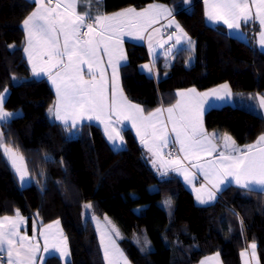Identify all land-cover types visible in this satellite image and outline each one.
<instances>
[{
    "label": "trees",
    "instance_id": "1",
    "mask_svg": "<svg viewBox=\"0 0 264 264\" xmlns=\"http://www.w3.org/2000/svg\"><path fill=\"white\" fill-rule=\"evenodd\" d=\"M187 1L103 0L106 14L166 4L195 43L194 48L178 49L169 68L163 67L162 57L154 61L155 79L141 69L149 61L146 48L126 42L128 60L120 73L127 97L150 112L173 104L175 91L189 87L207 90L228 83L235 93L264 95V52L223 26L208 25L203 0ZM33 8L28 0H0V95L8 90L4 108L22 113L3 122L2 132L34 168L45 169L47 187L38 202L33 190L18 184L0 154V215L19 210L31 221L37 208L43 224L61 223L70 259L63 263L51 255L44 264H106L96 227L85 216L87 203L92 214H106L119 227V245L133 264H195L214 253L224 264H240V252L252 242L258 244L264 264L263 192L230 186L213 204L198 206L178 176L168 171L161 175L165 170L158 161L156 166L151 163L155 158L129 129L124 131L126 148L115 149L95 123L69 127L50 118L54 96L47 81L32 76L23 50L22 22ZM165 71L168 75L161 77ZM204 122L207 129L228 133L240 145L264 134V117L240 106L212 108ZM165 201H171L170 207ZM149 209V232L159 236L163 247L156 249L149 240L152 249L144 251L136 241L148 237L141 220ZM128 211L133 226L124 215Z\"/></svg>",
    "mask_w": 264,
    "mask_h": 264
},
{
    "label": "snow or ice",
    "instance_id": "2",
    "mask_svg": "<svg viewBox=\"0 0 264 264\" xmlns=\"http://www.w3.org/2000/svg\"><path fill=\"white\" fill-rule=\"evenodd\" d=\"M95 2L99 4L101 0ZM34 3L35 11L23 21V28L27 32V47L24 51L28 53L33 73L37 76L46 74L55 87L56 103L54 108L49 109V113L56 120L69 127H77L82 122L100 121L114 146L116 138L122 142L123 137L113 124L119 125L121 120L130 121L137 129L141 143L156 158L151 163L156 166L159 161L160 167L164 168L161 175H166L171 168L182 172L189 184L193 183L195 174H190L184 163L188 161L217 190L221 183L232 182L227 180L228 177L235 178L237 184L249 191L257 188L264 190V134L258 137L255 144L241 149L235 146L231 137H221L218 133H213L210 137L203 127L204 104L208 102L209 96L224 100L229 90L227 84L211 92L199 93L195 88L178 92L176 95L179 99L171 107L157 108L147 115L142 107L132 104L123 95L118 83V68L123 66L120 62L126 60L123 38L128 36L138 40L148 39L151 47L152 35L145 37L144 33L159 19L171 17V9L161 4H150L139 11L127 8L105 15L92 14L90 11L78 12V0H34ZM204 3L208 6L207 18L217 23L222 22L229 30L239 31L241 22L245 25L254 20L258 22L261 26L259 42L264 47V0H204ZM173 23L174 19L169 20L168 27ZM176 28L189 45L194 46V42L179 24H176ZM181 38L176 37L177 43ZM169 39L172 37L169 36ZM85 73L88 75L87 79ZM221 90L224 95H221ZM4 100L5 96L0 95V121H6L14 115L4 110ZM259 104L264 107V97H259ZM213 138L225 141V151L228 154L219 151L215 159L201 162L203 156L217 153ZM169 145H179L178 150L183 156L173 157L172 151L164 152ZM0 154L11 161L15 170L20 173L21 181H24L23 157L17 156L11 148L5 146L3 133H0ZM165 156L169 158L165 159ZM17 160L21 162L20 165H17ZM196 191L199 193L200 189ZM214 198L215 193L209 192V199ZM197 199L200 200L199 195ZM200 202L207 203L203 200ZM170 205L171 201H165V206ZM23 221L19 210H16L15 218H0V253H7V264H35L39 241L33 242L34 237L20 235L18 226ZM55 224L58 228L59 221ZM52 227L53 225H48L47 229ZM113 232L119 235L114 226ZM41 235L44 238V250L48 251L49 234L42 232ZM63 242L66 245V237ZM149 243L145 238L144 244L147 246ZM109 244L111 252L108 245L104 246L108 264H120L121 260L128 264L115 241L109 238ZM52 247L57 248V245ZM251 248L254 254L256 245L252 244ZM62 254H67L66 247Z\"/></svg>",
    "mask_w": 264,
    "mask_h": 264
},
{
    "label": "crops",
    "instance_id": "3",
    "mask_svg": "<svg viewBox=\"0 0 264 264\" xmlns=\"http://www.w3.org/2000/svg\"><path fill=\"white\" fill-rule=\"evenodd\" d=\"M28 1L34 3V0H28ZM150 4H161V5H165L168 8H170L168 5L163 4V3H159V2H154V3H150ZM150 4H148V5H150ZM52 6H54V4ZM147 6H145V7H147ZM203 6H204V12H205V20H206L208 25H210V26H223L226 29V31L231 36L237 37V38H239V39H241V40H243L245 42L253 44L257 49H259V50L264 52V47H262L260 45V42H259V39H260L259 38V33H260V27L261 26L258 24V22H256L254 20L253 22H250L248 25H245L243 22H241V27H240L239 31L229 30L227 28V26L224 25L222 22L217 23L215 21L209 20L207 18V16H206V11H207V7L208 6L204 3V0H203ZM252 7H253V12H255V6L253 5ZM35 8H36V4L34 3V8L31 11V13L33 11H35ZM127 8H134V7H127ZM127 8H124V9H127ZM124 9H121L119 11H122ZM135 9L137 11H139V10H141L143 8H141V9L135 8ZM77 11L80 12V13H83L84 11H90L92 14H99V13L106 14L104 12V10H103V0H101V2L99 4H97L95 2V0H78ZM119 11H117V12H119ZM114 13H116V12H114ZM110 14H113V13H110ZM106 15H108V14H106ZM173 17H174V14L172 13V16L168 17L167 19H165V18L159 19L156 23H154L144 33L145 37H147L149 34L152 35L151 47L149 46L148 39L138 40V39H134V38L128 37V36H125L123 38L124 39L123 46L125 48V52H126V45H125L126 42H130V43H134V44H138V45H143L146 48V50L148 52V55H149V61L143 64V67L145 65L148 66L147 68L144 67L143 72H145L146 74L154 77L155 79H157L159 76H158V73L156 72V70L154 68V61H156L157 59L162 57V59H163V61H162L163 67L164 68H169L171 66L173 60H174V57H175V55H174V57L172 58V62L171 63H167L166 62L167 58L165 57L166 49L164 48V47L167 46V44L164 45L165 40L169 39V36L172 37V42L175 40V38L177 36H180V35H178L179 30L176 28V26L174 24H172L171 27H168L169 20L174 19ZM22 27H23V22H22ZM165 28H174L175 32L173 34H170V35H165L163 33V30ZM157 29L159 31H156ZM24 32H25V37H24V42H23V50L25 49V47H27V32L25 30H24ZM181 36L183 37L182 33H181ZM183 40H184V38H183ZM185 41H186V39H185ZM182 48H184V47H182ZM24 54H25V56L27 58V61H28L29 68L31 70L32 76L35 79L39 80V81L40 80H45V81L48 82V84L50 86L51 94L54 96V99H55L54 100V105L52 107V108H54L55 103H56V95H55V87H54V85H52L51 80L49 79V77L46 74L41 73V75L37 76V75H35L33 73V71H32V63L28 59V53H26L24 51ZM125 54H126L125 55L126 56V60L121 61L120 62L121 65L127 63V53H125ZM118 74L121 77L120 67L118 68ZM167 75H168V71H165L162 74L161 77H166ZM85 78L86 79L88 78L87 73H85ZM118 83H119L120 89H122L123 95L127 98V100L130 101L132 104H137V105H139L140 107H142L144 109V107L142 105L133 102L132 100H130L127 97V95L125 94V92L123 90L122 81H120V79H118ZM224 84H227L229 86V90H228V94H227L226 98L224 100H219V99H216L213 96H209L208 97V102L205 103L204 106H203V112H202L203 127H204L206 133L209 134L210 137L212 136L213 133H218L221 137L227 135V136L231 137L232 140H234L233 137L230 134H228V133L219 131L218 129H212V130L207 129L206 126H205V122H204L205 114L212 108H220V107L225 106V105H232V106H240V107L246 108L247 110H250L252 112L258 113V114H260V115H262L264 117V107L260 106L259 98H258V95H262V94L243 93V92L235 93V92H233L231 86L228 83H221V84L216 85L214 87H211V88H209L207 90H198L196 88L195 89L199 93L211 92V90L219 89L220 86L224 85ZM191 88H194V87H189V88L176 90L175 91L176 99H175V102L173 104H175L176 101L179 99V96L176 95L178 92L186 91V90L191 89ZM221 95H224L223 90H221ZM109 99H111V82H109ZM173 104L167 105V106L161 105L158 108L166 109L168 107H171ZM209 104H211V107H209ZM152 111H154V110H152ZM148 113L149 112H147L144 109V114L147 115ZM164 115L166 117L167 113L165 112ZM49 116H50V118L52 120H54L56 122H59V123H62L61 121L56 120L50 113H49ZM114 120H115V118H114ZM83 123H95V124L99 125L101 127V129L103 130L107 140L109 141L108 132L105 131V129L103 128V124L100 121H95L94 120V121H91V122H82V123H78L77 126L82 125ZM69 124H71V121H69ZM113 127H116L117 131H119L120 136L123 137V141L122 142L126 141L125 140V136H124L125 129H129L132 132V134L137 138V140L141 143L140 137L137 135V129L132 126V123L130 121L121 120L119 125H116L114 123ZM169 127H171V125H169ZM109 131H111V129H109ZM113 135H115V133H113ZM256 141L253 142V143H250V144H245V145H240V144H238L235 141V146L238 147V148L243 149V148H245L246 145L255 144ZM122 142L117 137L116 140H115L116 146H114V144H112L113 143L112 141H111V146L113 148H115V149H122V146H120V143H122ZM212 142L217 147V153H213L210 156H208V155L203 156L201 162L207 161V160H213V159L216 158V156H217L219 151H225V141L223 139H215V138H213ZM141 145L144 148L147 149V147L144 144L141 143ZM177 147L179 149V145H177ZM147 151H148V149H147ZM163 151L167 152V149H164ZM149 153H151V152H149ZM225 154L227 155L228 151H225ZM152 156H153V154H152ZM179 156L182 157L183 153H180ZM168 158L169 157L165 156V159H168ZM6 160H7V158H6ZM184 163H185V166L188 168L189 173L190 174H195V179H194L193 183H191V184H189L187 182V180L184 179V174L182 172L173 171L171 168H169L167 171L169 173H173L176 176H178L180 181L183 183L184 187L193 195L195 204L198 205V206H207V205L213 204L220 197L221 193L226 188H228L230 186H234V187H237V188H240V189H245V188L241 187L240 184H237L235 182V178L228 177L227 180H231L232 182L228 183L227 181H225V183H221L219 185V190H217V189L213 188L210 184H208V182L204 180V177H203L202 173H200L196 168H192L190 166V164L188 163V161H185ZM10 167H11V170L13 171V173L15 175V172H14V170H13L11 165H10ZM15 177H16V175H15ZM16 179H17V177H16ZM17 182H18V179H17ZM202 184L204 185L203 188L201 187ZM39 189H40L39 191H34L36 196H37L38 202L40 201V199H41V197L43 195V192H44V190L46 188H44L41 185ZM196 189H200L199 193H197ZM255 191H260V192L264 193V190H261L260 188H257ZM209 192L215 193V198L214 199H209ZM198 195L200 197V200L197 199ZM201 200L207 201V203H201L200 202ZM150 214H151V216H150ZM124 215H125L126 219L128 220V223L131 226H133L134 217H133L132 212L128 211ZM6 216L7 217H13V218L16 217V215H6ZM6 216H1L0 215V218L6 217ZM20 216L24 218L23 223H21L18 226V230H19L20 235L21 236H25L26 235V236H28L30 238L34 237V241L33 242L39 241V246L40 247H39V251L36 253L35 264H44L46 258L51 256V255L59 256L61 258V260L63 261V263H66L70 259V249H69V244H68L67 237H66V235H65V233L63 231L61 223L59 222L58 228L56 227V224H55V222L58 221V220L53 221V222L48 223V224H43L42 221H41L39 210L37 208H35V210L33 212V218H32L31 221H29V219L27 217L23 216V215H20ZM147 216L150 218V220H149V222L147 224H144V220L147 219L146 218ZM147 216L142 218L141 224L144 227V229L147 231V233L149 234L150 241L152 242L154 248L160 249V248L163 247V243H162L161 239L159 238L158 235L151 234L149 232V227H150V224H151L152 219H153V214H152V210L151 209L148 210ZM48 225H53V227L51 229H47ZM42 232H47L49 234L48 251L44 250V238L41 235ZM61 233H62V235H61ZM153 236H156V238L159 240V245L155 244V242L153 241V238H154ZM65 237H66V245L63 242V238H65ZM54 244L57 245V248H53L52 247V245H54ZM252 244L256 245V248L254 250V254H253V249L251 248ZM65 247H66V253L67 254H62L65 251ZM217 254H218V256H217ZM1 255L5 256V260L4 261H0V264H7V260H8L7 253H0V256ZM103 255H104V252H103ZM104 258H105V256H104ZM209 258H215V259H209ZM239 258H240V264H261L260 256H259V250H258V244L254 243V242L249 243L248 246L240 252ZM105 262L107 264L106 259H105ZM202 262H204V264H224L219 253H214V254H211V255L204 256L203 258H201L195 264H202Z\"/></svg>",
    "mask_w": 264,
    "mask_h": 264
},
{
    "label": "rangeland",
    "instance_id": "4",
    "mask_svg": "<svg viewBox=\"0 0 264 264\" xmlns=\"http://www.w3.org/2000/svg\"><path fill=\"white\" fill-rule=\"evenodd\" d=\"M188 4L191 3V0H188L187 1ZM171 9V8H169ZM172 10V9H171ZM106 15V14H105ZM108 15H111V14H108ZM174 18V21L175 23H173L175 26L176 24H179L180 25V28L183 29L184 33H186L185 29L181 26V24L179 23V21L175 18V16L173 17ZM179 30V29H178ZM178 35H180L179 37H182L181 36V32L179 31L178 32ZM183 35V34H182ZM176 37V36H175ZM178 37V36H177ZM187 37L188 34H187ZM190 38V37H189ZM192 40V39H191ZM176 41V38L175 40L172 42V39H167L165 40V43L164 45L167 44L166 47H164L166 49V52H165V57L167 58L166 59V62L167 63H171L172 62V58L174 57L176 51L182 47H186V48H194L195 46V43H194V46L192 45H189V43L187 42V39L185 41V38L183 40V37L180 39V42L177 43ZM193 41V40H192ZM194 42V41H193ZM171 43H173V45H170ZM123 49H124V53L125 52V48L123 46ZM126 55V54H125ZM107 58L105 57V60ZM127 60H128V57H127ZM141 69L144 70V67L143 65L141 66ZM110 69H109V75H108V78H109V82H111V76H110ZM119 75V74H118ZM118 79H120L121 81V77L120 75L118 76ZM35 88V85H31L28 87V90L30 91V93L33 92ZM9 94V91L6 90L4 91L1 95L5 96V99L7 98ZM259 97H264L263 95H258V98ZM5 111L7 112H11L13 113L14 115L12 117H10L8 120L6 121H9L11 118H13L14 116H18V115H21V111H8L4 108ZM6 121H0V133H3L2 132V123L3 122H6ZM103 124V123H102ZM103 128L105 129V126L103 124ZM125 136V135H124ZM3 139H4V142H5V146L8 147V148H11L12 151L17 155V156H21L23 157V171L25 173L24 175V181H27V183H25L24 181H21L20 179V173L17 172L15 170V168L13 167L11 161L9 159L8 162L9 164L12 166L14 172H15V175L18 179V183L21 187L23 188H27L29 190H33V191H39L40 189V186L42 185L44 188H46L47 186V176H46V171L43 167H38V168H34L29 162L28 160L26 159V157L23 155L22 151L20 150V148L18 147V145L12 141V140H7L5 139L4 135H3ZM110 144H111V140H109ZM113 142V141H112ZM114 144V142L112 143ZM115 146H116V143H115ZM120 146H122V149L123 148H126L127 146V143L126 141L125 142H122L120 143ZM20 161L17 160V165H20ZM88 205H90L89 203L86 204V211H85V216H90L91 219H92V222L94 223L95 227H96V230H97V233H98V237H99V240H100V243H101V248H102V251L104 252V246L105 245H108L109 246V250L111 252V245L109 244V238L111 240H114L115 241V245L119 248V250L123 253L124 257L127 258V262L128 264H133L131 261H130V258L129 256L124 252V250L121 248V246L119 245V240L121 238H123V234L121 232V230L119 229V227L115 224V222L106 214H104L103 216H96L94 214L91 213V208L88 207ZM151 213V212H150ZM151 216V214H150ZM105 217H107V219H105ZM147 219L144 220V224H147L150 220V218L147 216L146 217ZM113 226L115 227L116 230H118L119 232V235L117 236L114 232H113ZM148 234V233H147ZM153 241L155 242L156 245H159V240L156 238V236H153ZM147 241L150 240L149 238V234H148V237H146ZM136 241V240H135ZM144 241L145 239L143 238L142 240H137L136 243H138L143 249L144 251L146 250H150L152 249V247L150 246V243L146 246L144 244ZM152 243V242H151ZM107 261V264H108V260L106 259ZM120 264H124V261L121 260L120 261Z\"/></svg>",
    "mask_w": 264,
    "mask_h": 264
},
{
    "label": "built area",
    "instance_id": "5",
    "mask_svg": "<svg viewBox=\"0 0 264 264\" xmlns=\"http://www.w3.org/2000/svg\"><path fill=\"white\" fill-rule=\"evenodd\" d=\"M175 32V29L174 28H165L164 30H163V33L165 34V35H170V34H173ZM171 45H173V43H171ZM167 151H172L173 152V157H175V156H179L180 155V152H179V150H178V147H177V145L175 146V147H173V146H169V148L167 149ZM5 260V256L4 255H1L0 256V261H4Z\"/></svg>",
    "mask_w": 264,
    "mask_h": 264
}]
</instances>
